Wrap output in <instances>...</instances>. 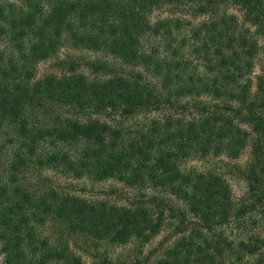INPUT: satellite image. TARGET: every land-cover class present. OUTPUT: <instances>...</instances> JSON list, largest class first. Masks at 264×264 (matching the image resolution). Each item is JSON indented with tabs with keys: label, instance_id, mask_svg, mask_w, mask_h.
Instances as JSON below:
<instances>
[{
	"label": "trees",
	"instance_id": "1",
	"mask_svg": "<svg viewBox=\"0 0 264 264\" xmlns=\"http://www.w3.org/2000/svg\"><path fill=\"white\" fill-rule=\"evenodd\" d=\"M168 4L189 6L207 20L197 26L173 18L151 24L149 14ZM228 6L241 9L242 24L221 11ZM0 38L8 45L0 52V130L12 128L17 142L8 143L18 144L12 162L0 156L5 264H83L67 236L92 246L147 243L166 224L165 211L157 215L147 205L117 207L56 189L33 193L19 177L30 168L61 169L74 179L114 178L183 202L185 211L171 207V217L181 227L187 214L197 222L177 233L157 264H264L260 239L234 243L214 233L247 218L264 223V68L255 92L251 78L256 58L264 55V0H21L20 6L0 8ZM66 45L104 52L130 72L90 84L79 74L34 80V66ZM93 67L109 74L104 64ZM189 98L211 102L184 104ZM57 108L67 112L54 115ZM117 108L123 117L165 108L178 113L137 135L65 116ZM246 147L248 193L237 206L221 175L181 168L196 156L237 159ZM48 223L59 226L57 239L45 236Z\"/></svg>",
	"mask_w": 264,
	"mask_h": 264
},
{
	"label": "rangeland",
	"instance_id": "2",
	"mask_svg": "<svg viewBox=\"0 0 264 264\" xmlns=\"http://www.w3.org/2000/svg\"><path fill=\"white\" fill-rule=\"evenodd\" d=\"M20 6L21 0H0V8H9L10 6ZM186 6L184 10L176 9L172 5H164L161 8L153 10L149 14V21L151 24L166 20L177 19L182 22V25L197 26L207 20V16H197L193 10H188ZM222 12H227L237 17L242 24L244 16L239 7L228 6L223 7ZM249 27L251 32H255V28L251 25ZM7 43L0 38V52L6 50ZM106 65L109 68V74L100 69L95 70L93 66ZM264 68V55L256 58L255 69L251 76L254 84L253 91H256L257 77L262 73ZM128 66L123 65L120 60L114 58L101 51H93L85 48H77L66 45L62 47L53 57L38 62L34 66V80H42L50 76L62 77L64 75H82L87 82L95 83L102 82L110 78L113 73L130 72ZM133 70V69H132ZM114 71V72H113ZM146 81H151L158 85L157 81L152 76L145 75ZM184 104L207 102L210 103L209 98L197 99L189 98L183 100ZM114 111V112H112ZM107 110L103 114L89 111L88 114L83 115V118L75 114H64L72 119H78L81 123L88 121L100 120L103 123L123 129L131 135L145 131L151 126L154 121H163L167 117L176 114L174 109L168 108L160 111L138 112L130 117H123L119 108L115 110ZM67 112L66 109L57 108L54 115L63 114ZM193 111H183L184 115L189 116ZM113 113V114H112ZM74 116H70V115ZM76 116V117H75ZM12 128L2 127L0 130V156L2 159L12 162L15 157V149L18 144L10 145V140L16 141V138H11L9 130ZM17 142V141H16ZM83 150V147H81ZM80 149V150H81ZM77 152V149H74ZM79 155V153H75ZM251 162V148L246 147L242 154L237 159H231L227 156L214 157L209 156L202 158L199 156L192 157L186 161L181 162V168L184 172L207 173L214 172L221 175L228 183L234 204L239 205L248 193V184L245 178V171ZM22 185L33 193L44 191V189H56L63 194H69L86 199L89 202H107L109 205L117 207L135 208L139 206H149L154 213L159 215L161 211L166 217V224L163 226L161 232L156 235L150 242L143 243L139 240H131L127 244L112 245L108 242H99L92 246L90 243L86 244L85 240L77 237L67 236L65 241L69 242L71 250L78 255L83 264H157L158 260L163 256L164 251L174 244L179 239L177 233L182 229L183 231H190L193 229V224L197 222L187 214V220L182 227L177 219L171 217L169 209H182L185 211L186 207L183 202L176 197L153 188L138 189L126 185L123 182L114 178H109L103 181H97L93 177L85 176L81 179H74L67 176L62 170L30 168L19 176ZM192 222V224H191ZM257 222V223H256ZM59 227V226H58ZM56 224L48 223L44 228V234L49 238L57 239L59 235ZM214 233L224 234L228 241L238 243L241 240H250V237L258 238L264 243V223L259 219H249L240 222L238 226L234 223L218 227ZM183 237V234H182ZM90 242V241H89ZM261 253L264 254V245ZM260 253V254H261ZM0 264H5V254L2 251V243L0 241ZM225 264H231L226 262ZM253 264L257 261L253 260Z\"/></svg>",
	"mask_w": 264,
	"mask_h": 264
}]
</instances>
